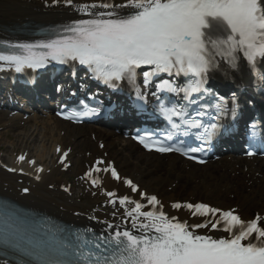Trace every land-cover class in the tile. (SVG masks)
I'll list each match as a JSON object with an SVG mask.
<instances>
[{
	"label": "snow or ice",
	"instance_id": "snow-or-ice-1",
	"mask_svg": "<svg viewBox=\"0 0 264 264\" xmlns=\"http://www.w3.org/2000/svg\"><path fill=\"white\" fill-rule=\"evenodd\" d=\"M67 2L71 4L72 0ZM91 7H119L134 11L123 17L115 11L99 13L98 17L109 18L81 21L67 29L71 36L35 45H13L23 49L24 54L0 53V61L11 63L16 72H21L25 66L44 67L47 60L59 64L78 60L105 82L122 78L132 81L137 68L154 66L153 72L144 74L146 79L160 72L194 77L193 83L184 90L190 94L200 91L205 83V76L213 66L212 53L228 58L230 63H234L237 52H242L253 65L258 57L264 58V10L259 0H124L119 5L107 2L85 5L81 10L89 14ZM217 25H226L225 31L230 29V32L225 39L209 40L207 30ZM34 48L47 51L37 53ZM159 87L171 90L167 81ZM162 111L181 118L184 115L175 109ZM183 123L189 124L188 121ZM189 126L199 128L201 125L192 122ZM173 128L179 129L180 125L173 124ZM215 129V124L205 128L203 139L210 140ZM155 150L188 155L189 151L202 149L184 151L181 147L160 146ZM188 158L192 159L191 156ZM93 169L100 171L95 165ZM104 171H110L114 179H120L111 165ZM92 183L95 186L99 180ZM123 183L130 186L132 192H137L130 181L124 180ZM106 194L115 195L111 192ZM139 195L143 198L146 194L140 192ZM146 198L148 204L156 208L157 199L154 196ZM126 203L135 204L125 215L132 217L133 228L140 234L124 230L88 239L85 241L87 249L75 253L79 260L85 264H264V229L257 225L256 219L244 222L231 211H221L219 219L210 222L211 228L215 229L218 223L223 222L222 230L229 232L231 238L213 239L196 234L189 225L175 217H167L162 210L141 212L140 203L128 197L119 199L121 206ZM173 207L180 208L181 205L174 204ZM183 207L194 208V215L211 213L215 216L219 211L200 203ZM141 216L143 221H139ZM205 226L198 224L194 227ZM241 241L248 243L242 244Z\"/></svg>",
	"mask_w": 264,
	"mask_h": 264
},
{
	"label": "bare ground",
	"instance_id": "bare-ground-1",
	"mask_svg": "<svg viewBox=\"0 0 264 264\" xmlns=\"http://www.w3.org/2000/svg\"><path fill=\"white\" fill-rule=\"evenodd\" d=\"M105 2L119 5L124 0H72L71 4L67 0H0V23L34 20L46 23L70 21L76 24L83 19L109 18L98 17L99 13L115 11L123 17L134 11L119 7H91L89 14H86L81 10L82 6ZM3 36L0 33V37ZM9 64L0 61V68H7ZM29 118L0 113V124L6 130L3 134L9 138V146L0 139V197H8L24 207L57 215L66 221H94L105 227L133 225L132 217L125 213L135 204H119L120 198L128 197L142 203L141 212H157L161 208L167 217H175L177 221L189 225L196 234L213 239L219 234L221 225L218 223L213 229L210 222H216L218 214L194 215L193 209L183 205L203 199L221 209L233 206L240 210L244 218L251 219L258 215L264 219V160L253 157L220 165L192 167L173 155L158 156L141 151L136 145L132 146L131 141L119 136L110 137L106 132H94L89 128L73 129L69 123L52 117L35 118L28 125ZM14 128L18 130L8 134ZM66 134L70 139L68 146L78 150V154L93 157L87 163H78L76 157L79 165L75 168L89 188V198L87 196L84 200L78 199L73 185L60 178L63 167L70 166V160L66 159L67 149L70 148L64 144ZM22 153L33 161H27L28 158ZM37 162L40 165H36ZM42 165L43 168H40ZM93 165L100 171H95ZM108 165L117 172L119 180L114 179L110 171H104ZM96 179L99 183L93 186L92 181ZM124 180L131 184L138 183L137 192H132L131 187L123 183ZM109 192L115 195H107ZM140 192L145 193V197L142 198ZM147 196L157 199L159 203L156 208L148 204ZM174 204L181 207H173ZM143 220L142 216L139 217V221ZM198 224L206 226L194 227Z\"/></svg>",
	"mask_w": 264,
	"mask_h": 264
},
{
	"label": "rangeland",
	"instance_id": "rangeland-1",
	"mask_svg": "<svg viewBox=\"0 0 264 264\" xmlns=\"http://www.w3.org/2000/svg\"><path fill=\"white\" fill-rule=\"evenodd\" d=\"M33 121H35V118L28 121L27 124L29 125ZM73 128H75V127H73ZM76 128H78L79 130H82V127H76ZM17 130H18L17 128H14V129L10 130V132L8 131L9 132L8 134H13V132H15ZM4 131H6L4 129V126L0 124V133H2V134H0L1 135L0 136L1 142H4L6 146H9V142L7 140L9 138L7 137V135L3 134ZM65 139L66 140H65L64 144H65V146H68V143H70L68 140H70V139H69V136L67 134L65 135ZM82 148H84V150H87V149H85V147H82ZM79 149H80V147H79ZM9 152H11V151L9 150ZM0 153H2V151ZM14 155H15V153H14ZM76 157H78V163H84V161L86 159L85 155H83L82 153L78 154V150L75 151L72 149V151L69 154V158H70L69 160L72 164L70 165V167L68 169L63 168V171H62V174L60 175V178L63 180H66L70 185H73L75 188V192L77 193L78 199L84 200V199L89 198V197H87L88 191H86L84 189V184H83L82 180H80L78 177L79 172H78V169L75 168V165L77 164L76 163ZM32 160L33 159H31V157H29L27 161H32ZM45 163H46V161H45ZM39 164L40 163L37 162L36 165H39ZM85 197H87V198H85Z\"/></svg>",
	"mask_w": 264,
	"mask_h": 264
}]
</instances>
